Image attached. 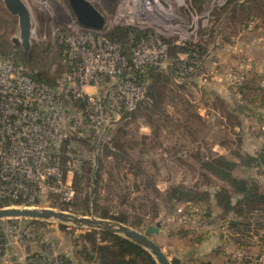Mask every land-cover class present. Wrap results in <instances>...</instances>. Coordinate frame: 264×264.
Returning <instances> with one entry per match:
<instances>
[{"label":"rangeland","instance_id":"obj_1","mask_svg":"<svg viewBox=\"0 0 264 264\" xmlns=\"http://www.w3.org/2000/svg\"><path fill=\"white\" fill-rule=\"evenodd\" d=\"M21 1L30 19L29 46L24 49L21 45L18 18L0 0V60L12 54L27 70L55 83L65 70L55 30L59 25L71 21L75 15L67 0ZM88 1L104 16V29L108 33L117 27H129L148 34L158 33L161 38L173 41L180 47L205 49L201 57L193 59L196 61L194 67L183 73L172 64L168 55L165 68L161 71L173 73L170 75L171 84H166L160 91L161 98L157 105L149 107V99L129 121L121 118L110 126L109 148L114 149L111 153H104L107 145L89 146L82 140L78 147L80 164L85 161L84 165L87 163L86 167L92 169V174L101 172L98 189L85 179L79 182V194L74 201L78 208L84 207L83 199L87 193L93 198L97 189L95 198L98 208L108 210L111 217L126 218L133 226L129 227L139 232H144L148 224H159L164 230L167 226L180 228L173 217L180 203L170 202L167 194L174 188H181L203 197L205 191L219 189L223 183L202 169L201 161L216 155L231 159L235 153L253 155L264 144L261 130L264 125V88L260 89L257 82L256 85L253 83L256 78L249 79L251 69L248 70L241 96L236 93L242 84H233L225 77L226 70L238 65V59L232 56L233 47H249L248 37L242 34L244 30L264 26V0H245L250 16L245 17L244 23H241L240 12H237L238 17L235 13L234 18L229 12L235 0H204L200 8L191 0H184L185 6H179L180 0H164L169 9L167 14L159 10L153 0H143V5L156 7L160 27H143L141 15L132 12L137 8V1ZM255 19L259 23L255 24ZM15 38L19 40L18 43L14 41ZM254 47L259 46L255 44ZM178 57L180 61L188 59L185 53H179ZM247 61L250 62L249 59ZM152 81V78H148V85ZM252 90L257 92L253 97L248 94ZM116 141L120 148L114 147ZM254 143L260 144V148L251 154L249 151ZM214 144L226 152L218 154L212 151L210 147ZM236 172L264 184V170L260 167L249 168L242 173L237 169ZM258 172L263 174L262 178L255 176ZM191 203L189 207L195 209L198 215L200 209H209L207 200ZM61 211L81 217L94 216L83 209ZM12 224L31 227V235L16 238L15 234L5 230L6 225ZM0 229L2 236L10 241L7 252L14 259L22 255L25 249V256L57 253L65 256L74 254L79 259L75 251L82 243L81 236L88 230L100 231L56 219L32 218L2 219ZM252 232L255 233V230ZM150 237L154 238L153 235ZM78 263L88 262L79 259Z\"/></svg>","mask_w":264,"mask_h":264},{"label":"built area","instance_id":"obj_2","mask_svg":"<svg viewBox=\"0 0 264 264\" xmlns=\"http://www.w3.org/2000/svg\"><path fill=\"white\" fill-rule=\"evenodd\" d=\"M134 1L137 8L132 12L141 15L143 27H160L156 7ZM180 5L185 6L184 0ZM55 31L65 70L53 85L32 79L21 63L0 60V207H10L1 206L10 202L26 208H51L56 201H72V178L80 166L79 141L109 147L110 126L121 118L129 120L139 103L149 101L139 74L148 66L163 70L168 60L169 44L158 33L131 39L127 58L104 26H83L73 18ZM194 64V60L182 61L176 68L183 73ZM252 68L250 62H242L226 70L225 77L239 85ZM257 84L264 88V77ZM261 130L264 136V125ZM255 176L262 178L263 174ZM173 217L194 231L213 229L192 207L177 206ZM5 227L16 238L32 233L31 227ZM226 230L225 239L229 237ZM1 231L0 264H10L9 257L5 258L10 241ZM229 252L233 259L253 258L242 248ZM64 256L27 254L20 264H81ZM256 258L264 264L263 255Z\"/></svg>","mask_w":264,"mask_h":264},{"label":"trees","instance_id":"obj_3","mask_svg":"<svg viewBox=\"0 0 264 264\" xmlns=\"http://www.w3.org/2000/svg\"><path fill=\"white\" fill-rule=\"evenodd\" d=\"M191 1L195 6L200 8L204 0ZM234 2H236V0ZM229 12L233 16V18L235 17V13L237 16V12H240L241 23H244L245 19L250 16V9L244 3L241 5H237ZM145 35H148V33L129 27H117L113 31L108 33V36L111 39L121 44V50L127 58H129L128 45L131 39H138L139 37ZM56 42L60 53V44L58 40ZM167 42L169 44L168 55L175 67L176 64L182 63V61H180L178 57L179 53H185L188 56L187 60H193L194 58L201 57L203 52L205 51V49H202L201 47H180L179 45L173 44V41ZM7 58H12L10 60L16 63H22L20 61H17L12 54ZM24 69L26 74L29 75L32 79L42 81L50 85L54 84L44 80V77L41 74L32 73L30 70H27L26 67H24ZM171 74H173L171 71L169 73H165L164 71H161L152 66L146 67V69L141 74H139L138 80L146 83V94L150 99V104H148L149 107H154L159 103L163 87H165L166 84H171ZM148 78L153 79L151 85H148ZM250 78L251 76L249 77V79ZM246 82L247 81L242 83V85H239L237 89L239 92H242V88L245 87L244 84ZM253 83L256 85V81L254 82L253 80ZM146 103V101L139 103L137 105V108L132 112L131 118L134 116L137 109L142 104ZM114 147L120 148V145H118L117 141L116 143H114ZM104 149L105 154L111 153V150H114L110 149L107 146ZM84 164L85 161H82L78 171L74 174L72 180V186L75 191L73 200L63 203L56 201L51 206L59 208L60 210L67 211H69V209H74L76 211H78L79 209H83L84 212H91L98 218L112 219L133 227L127 222L126 218L121 216L111 217L108 210H101L100 208H98L97 199L95 198V196L98 193L97 187L101 182V172L96 171L95 174H92V169H90V167H86L87 163L86 165ZM200 165L202 169L208 171L212 176L220 180L223 185L219 187V189L205 191L203 197L197 195L191 190L174 188L170 194H167L169 201L178 202L180 203V205L189 207L192 206L191 202L193 201L195 202L207 200L209 202V209H207L206 211L200 209V211H198L200 212L199 214L204 220L210 222L213 225V228H215L216 225L218 226V223H222V221L223 223L225 221L229 222V219L233 217L237 218L239 221L236 224H229V228L233 229L235 232H238L240 235L248 236L251 235L250 232H252L253 230H264V184H259L250 177L248 178L242 174L239 175L236 172L237 169H239L242 173V171L254 167H260L262 170H264V144L261 146L259 151H257L253 155H243L240 153H235L232 159L227 158L223 155H216L215 157H211L209 159L201 161ZM84 179L88 183H93L97 189L94 190L93 198H91L89 196V193H87L85 199H83L84 207L78 208L74 201L79 194V191H77L78 184L81 180ZM91 203L92 206L90 207ZM10 205L18 204L6 202L1 206ZM215 206L219 208L220 211L213 214V207ZM81 237L82 243L80 247L76 249L75 253L80 260L86 261L88 263L158 264L148 250L121 235L103 230H88L87 233H85ZM76 245L78 246L79 244L76 243ZM64 257L70 260L67 256ZM171 262L172 264H176V261L173 259L171 260Z\"/></svg>","mask_w":264,"mask_h":264},{"label":"crops","instance_id":"obj_4","mask_svg":"<svg viewBox=\"0 0 264 264\" xmlns=\"http://www.w3.org/2000/svg\"><path fill=\"white\" fill-rule=\"evenodd\" d=\"M243 3H245V0L236 1L233 8ZM255 21V24L259 23L257 19ZM244 33L242 34L248 37L247 45L249 47H233L232 56L238 59L237 64L250 60L253 67L250 76L254 77V79L256 78L254 82H257L258 78L264 77V26H256L253 30L249 27L244 30ZM255 44L259 47H254ZM251 92L248 91V94L253 97L256 91L252 90ZM236 95L241 96V92L238 91ZM253 146L249 151L251 154L260 148V144L254 143ZM210 148L214 152H219L218 154L226 152L218 144H214ZM213 208L215 210L213 214L220 211L216 206ZM238 221L237 218L232 217L229 222L225 221L223 223L222 221V223H218V226L216 225L215 228L206 233L194 231L180 223H177L180 228H168L167 226L165 227L166 230H164L163 226H161L159 232L154 234V238L151 239L161 247L169 259L175 260L176 264H260L256 257L258 255L264 256V230H255V233L250 232L251 235L248 236L240 235L229 228V224H236ZM224 229H227L226 231L228 232L229 237L227 239L224 238ZM236 247L244 249L253 258L233 259L229 251ZM25 251L26 249L16 259L10 258L11 255L7 252L5 258L9 257L10 264H20L25 258ZM67 257L74 262L79 261L74 254H68Z\"/></svg>","mask_w":264,"mask_h":264},{"label":"water","instance_id":"obj_5","mask_svg":"<svg viewBox=\"0 0 264 264\" xmlns=\"http://www.w3.org/2000/svg\"><path fill=\"white\" fill-rule=\"evenodd\" d=\"M67 1L78 23L96 29H100L104 26V16L92 5V3H90V1ZM3 3L11 14L17 16L21 45L24 49H27L29 46L31 25L25 6L21 0H3ZM14 41L17 43L19 42L16 38ZM12 218H32L41 220L56 219L61 222H71L77 226H85L122 235L148 250L158 264H172L171 260L161 247L150 237V235L159 232L160 226L158 224H148L144 232H139L127 225L121 224L120 222L96 218L94 216L81 217L65 211L55 210L53 208L0 207V219Z\"/></svg>","mask_w":264,"mask_h":264},{"label":"bare ground","instance_id":"obj_6","mask_svg":"<svg viewBox=\"0 0 264 264\" xmlns=\"http://www.w3.org/2000/svg\"><path fill=\"white\" fill-rule=\"evenodd\" d=\"M156 3V6L159 10L163 11L165 14H167L168 12V8L165 5V1L164 0H153ZM141 3L143 5V0H141ZM152 4V3H151ZM164 14V15H165ZM158 16V15H157Z\"/></svg>","mask_w":264,"mask_h":264}]
</instances>
